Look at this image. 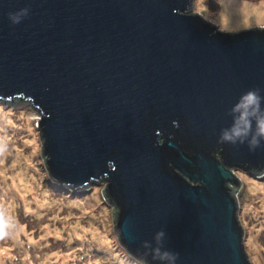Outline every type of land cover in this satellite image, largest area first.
Segmentation results:
<instances>
[{
  "label": "water",
  "instance_id": "obj_1",
  "mask_svg": "<svg viewBox=\"0 0 264 264\" xmlns=\"http://www.w3.org/2000/svg\"><path fill=\"white\" fill-rule=\"evenodd\" d=\"M251 88L264 95V28L228 31L192 0H0V105L37 113L54 189L104 183L119 245L142 264L160 230L176 264H252L233 172L263 176L264 147L217 143Z\"/></svg>",
  "mask_w": 264,
  "mask_h": 264
},
{
  "label": "rangeland",
  "instance_id": "obj_2",
  "mask_svg": "<svg viewBox=\"0 0 264 264\" xmlns=\"http://www.w3.org/2000/svg\"><path fill=\"white\" fill-rule=\"evenodd\" d=\"M192 13L228 31L264 28V0H192ZM36 119L27 102L0 105V206L16 225L0 239V264H140L119 245L104 183L68 195L47 182ZM233 174L241 243L264 264V177Z\"/></svg>",
  "mask_w": 264,
  "mask_h": 264
},
{
  "label": "clouds",
  "instance_id": "obj_3",
  "mask_svg": "<svg viewBox=\"0 0 264 264\" xmlns=\"http://www.w3.org/2000/svg\"><path fill=\"white\" fill-rule=\"evenodd\" d=\"M28 11L27 8H22L17 12L9 13L8 18L12 24H18L28 15ZM227 111L231 115V123L219 131L218 144L246 145L249 152L264 147V95H261L259 88L242 92ZM15 226L12 216L0 206V239L9 235L10 230ZM164 237L165 232L160 230L151 240L142 241L143 257L150 256L151 262L155 264H176L178 253L164 247Z\"/></svg>",
  "mask_w": 264,
  "mask_h": 264
},
{
  "label": "trees",
  "instance_id": "obj_4",
  "mask_svg": "<svg viewBox=\"0 0 264 264\" xmlns=\"http://www.w3.org/2000/svg\"><path fill=\"white\" fill-rule=\"evenodd\" d=\"M264 177V176H263ZM51 190V189H50ZM61 192V191H60ZM105 200V199H104ZM238 203V202H237ZM110 205H111V203H110ZM138 262V261H137ZM140 264H142L141 262H139Z\"/></svg>",
  "mask_w": 264,
  "mask_h": 264
},
{
  "label": "bare ground",
  "instance_id": "obj_5",
  "mask_svg": "<svg viewBox=\"0 0 264 264\" xmlns=\"http://www.w3.org/2000/svg\"><path fill=\"white\" fill-rule=\"evenodd\" d=\"M264 176V174H262Z\"/></svg>",
  "mask_w": 264,
  "mask_h": 264
}]
</instances>
